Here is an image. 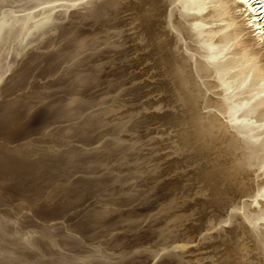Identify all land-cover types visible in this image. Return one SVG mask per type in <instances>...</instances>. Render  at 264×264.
<instances>
[{"label":"bare ground","instance_id":"6f19581e","mask_svg":"<svg viewBox=\"0 0 264 264\" xmlns=\"http://www.w3.org/2000/svg\"><path fill=\"white\" fill-rule=\"evenodd\" d=\"M93 5L100 6L98 11L110 10L111 16L117 19L112 25H104L111 29H103L102 43L96 45L123 55L113 64L121 77L119 84L127 85L132 96L125 100L130 104L126 109L134 110L132 116L138 115L134 128L147 126L134 135V138L146 137L147 140L136 145H150L154 156L143 155L145 170L138 175L130 171L121 174V170L114 168L115 173L108 176L111 178L107 183L139 179L142 184L136 189L137 199L145 202L142 207L135 208L134 212L130 208L124 216L120 214L123 211L114 218L106 216L111 228H104L105 233L99 229L103 236L115 230L117 236L111 239L108 235L102 240L125 245V248L120 245L123 249L121 256L118 255L126 259L123 258L122 263L121 260L106 262L104 258L113 261L114 254L108 253V248H103L104 244L95 238L96 247H87L84 251L89 255L86 253L88 256L84 258H103L106 263L101 264H148L152 259H155L154 264H245L239 258L243 255L240 245L231 249L223 247L227 235L239 229L245 241L255 239L260 249L257 259H260L259 264H264V0H0V76L10 68V53H22L25 47L38 48L42 42L49 45L57 42L60 30L71 24V16L77 13L83 19L93 17ZM124 42L128 44L123 46ZM77 62L79 60H76L79 64ZM16 72L19 75L18 69ZM92 77L83 72L80 80L89 81ZM162 89L163 96H156ZM142 97H146L144 106L131 103ZM147 106L153 109L145 110ZM165 106L170 110H164ZM139 109L145 111L138 113ZM166 116L181 117L178 135L182 141L177 140L187 148L192 147L193 156L182 154L184 149L180 143L175 144L176 139H171L169 134L176 124ZM79 179L74 175L69 186L57 187L55 193L68 194ZM110 201V209L121 206L117 200ZM107 206L103 209H109ZM98 213L95 217L100 216ZM104 213L108 211L102 216ZM104 220L98 222V227L107 225ZM78 223L82 225L81 221ZM153 225H158L156 230L151 229ZM209 230L211 233L207 232ZM80 243L74 245L80 246ZM130 247L132 250L128 251Z\"/></svg>","mask_w":264,"mask_h":264},{"label":"rangeland","instance_id":"374dc122","mask_svg":"<svg viewBox=\"0 0 264 264\" xmlns=\"http://www.w3.org/2000/svg\"><path fill=\"white\" fill-rule=\"evenodd\" d=\"M91 7V10L94 12V15L91 13L93 17L84 18V20L77 13L71 16V24L60 30V39L57 42H53L51 45L47 42H42L43 44L38 48L31 49L30 47H25L22 53L15 52V54L14 51L10 53V56H8V61H11L10 68L0 76V264H58L59 262V264H79L83 261L84 264H89V261L90 264L96 261L101 264L102 262L120 260L122 263L126 259L124 255H122V259L119 257V255L121 256L120 251L125 248V245L120 244L121 246L123 245L122 248L120 245H112V242L108 244L106 241H103L108 235L112 236L111 239L117 236L115 230H110L108 235L103 236L101 234L102 231L104 233L107 232L104 228L106 230L109 227L111 228V224L107 221L108 218L116 217L115 215L119 211H123L120 214L124 216L129 213L130 208V211L134 212L135 208L142 207L145 202L141 203L139 198L138 201V193L136 192V189L142 187V184H139L141 182H139V179H136L135 182L129 180L124 182L125 180L123 179L107 183L111 178L108 176H112L115 173L113 171L114 168L121 170V174L130 171L135 173L134 176L138 175L140 171L145 170L143 167L145 161L142 162L143 158L148 154V156H154V154H151L152 151L150 150L152 149L150 145H136L138 142L142 143L147 140L146 137L134 138V135H138L139 132L146 130L147 126L138 129L134 128L137 126L134 122L137 120L138 115L132 116L134 110L126 109L129 108L130 104L125 100L130 99L132 96L128 92L127 85L119 84L121 77H118L119 73L116 72L113 64V62H117L119 57L123 58V55L118 56V54H113L112 50H106L105 47L96 45L97 42L102 43L100 36L104 32L103 29H111V27H105L106 23L107 25H112L114 22H117V19L111 16L110 10L103 9L98 11L100 6L97 5ZM106 17L110 21H107ZM94 38H96L95 41H93ZM125 44L128 43L124 42L123 46ZM18 56L20 58L23 57V59L20 60ZM13 60H18L19 62L15 61L16 64ZM76 60H79L77 62L79 64H76ZM12 63L15 65L13 66ZM17 69L19 75H16ZM52 71L56 72L53 73ZM83 72L87 75L92 74V79L81 81L80 75ZM42 74L43 76L39 77ZM63 79L66 84L62 82ZM79 84L80 86H78ZM160 92V94L157 92L156 96H163V89ZM145 98H139V100L137 99V101L131 103H136L135 105L142 107L144 106ZM65 103L68 104V107H66ZM145 108V110L153 109L149 106ZM163 109L170 110L167 109V106ZM140 110H138V113H140ZM142 110L141 112L145 111ZM167 118L172 119V116H168ZM173 118L175 120H172L176 125L172 126L174 128L169 134L170 137L172 136L171 139L174 141L176 139L175 144L177 142L180 143V146L184 149L182 154L188 153L190 156H193L194 153H191L193 148H187L186 145L180 142L182 141V137L178 135V122H180L181 117L173 116ZM132 124L134 125L132 126ZM163 136L166 137L167 135L164 134ZM88 147L93 148V150L91 149L90 151ZM138 152H140L139 159L137 157ZM27 153L30 155L26 156ZM73 154L75 155L72 156ZM144 154L145 156H143ZM76 155H78V159ZM138 162H142V164ZM73 169H76V172ZM108 170H110L111 174ZM63 171L68 172L64 173ZM69 171L71 173L74 172L71 174ZM74 175L80 177V179L78 183L76 182L77 184H74L75 186H71L73 189H70L73 192L69 189L67 192L70 195L67 193L57 195L55 192H57L58 188H62L67 184L69 186ZM98 175H100L99 179L97 177L93 178ZM63 178L67 179V182L69 180V182L64 184L65 180ZM98 183L100 186L96 185ZM76 189L78 190L74 191ZM84 190H86V193H84ZM71 195H75L73 198H76V203L71 198ZM64 196L66 197L65 199H63ZM107 200H112V202L117 200L121 206L110 209L109 204H111V201L108 202ZM106 206L109 209L104 210L103 208ZM74 208L76 211L79 210L76 212ZM72 209L75 212L74 216ZM80 209L82 212H80ZM100 210H104L103 212L108 211V213L110 211L111 214L109 213L110 215H108L106 213L105 215L104 213L102 216L103 212L101 213ZM97 212H99V217H95ZM93 213L96 214L94 215ZM91 218L93 219L91 220ZM101 220L107 221L105 227H98V222ZM80 221L83 226L81 223H78ZM84 222L86 225L83 224ZM123 224L125 225L127 222ZM228 225L230 226V224H226L225 226L228 227ZM157 226L153 225L151 229L156 230ZM97 229L98 234H96ZM99 229L102 231L99 232ZM67 231L72 234L67 233ZM76 231H79V234ZM207 232L211 233V230ZM94 238L99 240H97L98 243L101 241L104 244L103 248H108V253L112 252L114 254L115 260L113 259L112 261V259L109 260L110 258H104L106 260L104 262L103 258H100V260L84 258L89 255L88 252L84 251L87 247H90V249L96 247L97 242ZM79 241L81 242L80 246H77L79 245ZM90 242L91 244L88 245ZM74 243L77 245L75 244V246ZM192 244L190 243V245ZM236 245H240L239 251L243 255L239 258L245 261V264H259L260 259L258 260L257 257L260 256V249L254 238H249L245 241V237L241 235L239 229H234L233 233L231 231L227 235L226 244L223 247L231 249ZM112 247L116 249L115 252ZM186 247H189V245ZM129 250H132V247L128 248ZM78 252L84 255L79 256V254H76ZM162 253L163 251L159 255ZM76 255L79 257H76ZM117 257L119 259L116 260ZM75 258L79 259L75 260ZM80 259L83 260L81 261ZM136 259L139 261V258ZM154 262L155 259H152L148 264H154ZM160 264L166 263L161 262ZM235 264H240V262H235Z\"/></svg>","mask_w":264,"mask_h":264}]
</instances>
